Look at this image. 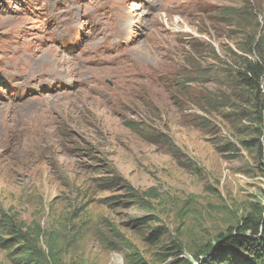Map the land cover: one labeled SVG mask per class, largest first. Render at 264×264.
I'll return each instance as SVG.
<instances>
[{
    "label": "rangeland",
    "instance_id": "1",
    "mask_svg": "<svg viewBox=\"0 0 264 264\" xmlns=\"http://www.w3.org/2000/svg\"><path fill=\"white\" fill-rule=\"evenodd\" d=\"M244 66L264 98V0H0V211L34 235L0 228V264L220 249L264 208Z\"/></svg>",
    "mask_w": 264,
    "mask_h": 264
},
{
    "label": "trees",
    "instance_id": "2",
    "mask_svg": "<svg viewBox=\"0 0 264 264\" xmlns=\"http://www.w3.org/2000/svg\"><path fill=\"white\" fill-rule=\"evenodd\" d=\"M261 75L260 67L244 66L234 77V83L240 90L244 92L248 90L253 93L260 112H263L264 98L261 93ZM129 128L137 131L135 128ZM243 143L247 144L248 142L243 141ZM259 147L264 160V144H260ZM0 228H5L4 233L11 236L9 240H15V243L21 245L28 244L29 236L34 237L33 233L29 235L28 229L17 222L13 216L2 211H0ZM233 229L236 233L227 237L219 236L221 239L219 240L220 249L213 247L210 243L203 244L200 251L193 255L194 261L197 264H213L217 260L219 263L226 264H264V208L254 209L253 212L243 217ZM3 241L7 240L3 239ZM200 254L205 256L204 260Z\"/></svg>",
    "mask_w": 264,
    "mask_h": 264
},
{
    "label": "bare ground",
    "instance_id": "3",
    "mask_svg": "<svg viewBox=\"0 0 264 264\" xmlns=\"http://www.w3.org/2000/svg\"><path fill=\"white\" fill-rule=\"evenodd\" d=\"M139 68H140V66H139ZM155 70H156V69H155ZM155 70H154V71H155ZM153 73H154V72H153Z\"/></svg>",
    "mask_w": 264,
    "mask_h": 264
}]
</instances>
